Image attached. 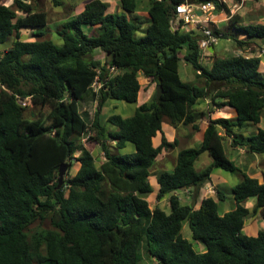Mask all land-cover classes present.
<instances>
[{"label": "trees", "instance_id": "trees-1", "mask_svg": "<svg viewBox=\"0 0 264 264\" xmlns=\"http://www.w3.org/2000/svg\"><path fill=\"white\" fill-rule=\"evenodd\" d=\"M118 1L120 12L109 11L102 0L86 2L57 29L61 45L19 38L22 28L47 24L46 13L31 1L13 0L15 9L0 3V45L15 35L0 50V264H142L143 248L158 264H264V230L255 236L243 232L250 214L245 203L254 198L251 211L264 209V181L241 172L242 179L231 188L235 208L222 215L218 200L225 195L219 189L217 199L204 197L198 208L177 195L199 192L215 169L240 171L226 155L224 136L231 138V146L264 153V128L247 135L237 132L261 121V58L233 55L215 58L210 65L201 62L199 35L181 26L175 29L172 19L178 4L209 0H148L147 25L136 12L138 0ZM213 1L215 10L228 11L225 3ZM237 18L232 16V22ZM86 26H95V34L86 33ZM234 29L248 40H264V23L237 24ZM96 50L105 54V61L95 58ZM182 51L202 85L181 80ZM139 72L161 86L159 98L154 94L129 117L110 115L106 121L117 131H108L102 116L105 102L136 103ZM95 80L100 83L97 90L92 87ZM90 95L97 106L88 123L78 102ZM207 98L217 108H233L236 116L210 119L197 146L179 150L173 170L156 175V197H168L169 211L151 209L146 200L150 168L177 144V139H167L163 122L200 131L205 112L198 107ZM22 100L47 110L26 119L27 101ZM88 131L93 133L89 140L104 153L99 167L79 141ZM108 139L116 148L130 142L135 150L115 154ZM76 151L80 153L74 157ZM203 153L211 162L198 171L195 163ZM71 160L79 162L78 170L57 187L59 166L71 165ZM45 219L52 228L27 232L35 221ZM184 221L203 251H196L183 236Z\"/></svg>", "mask_w": 264, "mask_h": 264}, {"label": "rangeland", "instance_id": "rangeland-1", "mask_svg": "<svg viewBox=\"0 0 264 264\" xmlns=\"http://www.w3.org/2000/svg\"><path fill=\"white\" fill-rule=\"evenodd\" d=\"M31 1V4L35 5L37 10H42L47 15V24L42 27H32V28H22L19 34L21 40L32 41V40H43L50 39L55 44L61 45L62 41L60 36L57 34V29L60 24L66 19L75 16L79 13L86 2L89 0H27ZM108 1V2H107ZM106 2L111 6L108 8L109 11L121 10L119 7L113 5L116 4L117 0H107ZM226 4L228 11H211L206 14L209 20V27L211 29H218L220 32L225 33V37H220L218 42L204 51H201V62L204 65H210L215 58L218 57H229L233 55H244V56H258L261 58L259 69L264 72V40L261 39H246L242 33H239L234 29L237 24H256L264 23V0H219ZM13 0H0V3L11 6L15 9ZM147 3L148 0H138L137 14L140 15V18L147 25L149 23L146 16L147 13ZM18 15L22 14L16 9ZM238 15L236 22H232V16ZM193 26H188L192 28ZM84 31L88 34H95L96 27H85ZM15 39V35H8L5 43L0 45V50H3L5 47L9 46L11 42ZM239 40H245L246 42L241 45L238 43ZM183 51L180 53V60L178 61V72L181 80L185 82H193L199 85L203 84V80H198L195 77L194 70L192 65L182 58ZM96 59L102 60L104 58V53L100 50H96L94 54ZM138 81L140 83V89L137 97L136 103H127L124 101L118 100H108L104 104L102 111V116L105 119L104 125L108 131H117V127L108 123L106 118L112 114H119L122 117L131 116L138 103L142 101L147 102L152 100L153 95L156 92V83L149 78L142 75L141 72L138 73ZM97 88V83L93 86ZM27 100H22L20 103H25ZM215 101H220V98H217ZM97 106V101L95 98L90 95L83 101L78 102V107L80 112L84 115V118L88 123L93 119L94 111ZM43 113L47 109H41ZM40 106L32 105L30 102H26V108L24 111V117L26 119H34L39 116ZM199 111H204L205 116H201L199 119L200 127H203L207 124L210 119H215L218 117L230 118L235 115V112L230 107H215L210 98H207L202 101L198 107ZM211 110V111H209ZM257 128H264V111L262 113L261 121L259 124L246 126L237 132L242 133L243 135L250 134L255 132ZM172 129V130H171ZM163 131L169 136V140L177 139V144L166 151H163L156 159L155 164L150 168L149 183L151 185V192L147 194L146 200L151 209L159 207L165 211H169V201L168 197L164 196L161 199H157L156 193L158 191V185L156 183V175L162 171L171 172L176 164V155L179 150L183 148H189L197 146L198 144V134L191 126L179 125L177 128H172V126L167 122H163ZM220 133L224 136V131L219 129ZM93 135L91 131H88L86 134L82 135L79 138L80 143L86 147L94 157V163L96 167L100 166V163L104 161V153L100 144L90 141L88 136ZM172 137V138H171ZM232 142L231 138L224 136V146L227 155L232 158V154L228 151L229 147L227 144ZM108 148L111 152L119 155L128 154L134 152V146L132 143L127 142L123 148H116L115 142L111 139L107 140ZM80 151L74 153V157L79 155ZM246 157H238L235 159L236 165L239 167L240 171L227 172L222 169H215L211 174L212 181L217 182L216 187H219L220 190L224 193L225 198L223 201L218 202V212L221 214L224 210L229 211L234 208V198L231 194V188L237 184L241 179V172L252 175L256 174L259 180L262 181V176L260 172L253 171V169H248L249 163H261L260 168H264V154H257V157L253 154L246 153ZM247 158V159H246ZM261 159V160H260ZM251 160V161H250ZM211 162V158L208 154H201L196 163L195 169L202 170ZM245 164V165H244ZM247 166V167H246ZM259 167V166H258ZM79 168V162L76 160H71V165L67 168L65 175L63 176L62 184L64 181L75 174ZM261 168V169H262ZM216 188L210 184H205L200 192L195 193L194 190L178 192L177 195L182 203H195V208H197L199 201L203 197L212 196L217 199ZM195 198V199H194ZM254 198L250 199L249 202H246L245 205L252 210L254 205ZM264 213V211H263ZM257 214V213H255ZM251 213L246 217L244 222L243 232L250 236H255L259 230H264V214L261 215L258 212L257 215ZM52 228L48 219L37 220L31 224L27 232L29 234L34 233L40 229H50ZM183 236L193 242V246L196 251H203L204 245L201 242L193 241L191 239V232L188 226V222L184 221L181 230ZM142 264H158L153 257H150L145 249H142Z\"/></svg>", "mask_w": 264, "mask_h": 264}, {"label": "built area", "instance_id": "built-area-1", "mask_svg": "<svg viewBox=\"0 0 264 264\" xmlns=\"http://www.w3.org/2000/svg\"><path fill=\"white\" fill-rule=\"evenodd\" d=\"M215 2L213 0L191 3L185 1L176 6L175 16L172 19V24L175 29L181 28L185 31L194 30L198 35V46L201 51L206 50L210 46L216 44L221 37L220 34H215L209 27V18L206 16L207 13L215 11ZM193 26L188 28V26ZM115 67L110 68V72H115ZM97 83V88L93 86ZM100 83L95 80L92 84L94 90H97Z\"/></svg>", "mask_w": 264, "mask_h": 264}, {"label": "crops", "instance_id": "crops-1", "mask_svg": "<svg viewBox=\"0 0 264 264\" xmlns=\"http://www.w3.org/2000/svg\"><path fill=\"white\" fill-rule=\"evenodd\" d=\"M102 1H104V2H106L107 0H102ZM108 2V1H107ZM115 6H117V7H119V9L121 10V8H120V4H119V1L117 0V2H116V4L115 5H113V7H115ZM111 6L108 4V8H110ZM112 11H114V10H112ZM140 16V15H139ZM146 16L148 17V15H147V13H146ZM105 59H106V57H105V54H104V58L102 59V60H100L101 62H103V61H105ZM144 98V96L142 97V99ZM142 99H141V102L140 103H138V106L140 105V104H142L144 101H142ZM231 108V107H230ZM234 112H235V110L233 109V108H231ZM236 116V112H235V115L233 116V117H235ZM232 117V118H233ZM179 126V125H178ZM172 128L174 129V128H177V126L176 127H173L172 126ZM203 129L204 128H202L201 127V130L200 131H196V133L198 134L197 136H198V143L201 141V131H203ZM172 130V129H171ZM223 130V129H222ZM220 133V132H219ZM224 133V132H223ZM221 134V133H220ZM225 135V134H224ZM166 137H167V139L169 140V136H167L166 135ZM172 138V137H171ZM228 138H230V137H228ZM171 140H173V138L171 139ZM170 141V140H169ZM228 145V147H229V149H228V151H230V153L232 154V158H230L228 155H227V153H226V155L228 156V158L230 159V160H235V159H237L238 157H246L247 156V154L246 153H248V152H246V150L244 149V148H241V147H239V146H231V142L229 143V144H227ZM224 149H225V146H224ZM226 152V151H225ZM264 154V153H263ZM254 156H256L257 157V154H253ZM261 155V154H260ZM258 158V157H257ZM247 159V158H246ZM261 160V159H260ZM251 161V160H250ZM245 165V164H244ZM259 166V167H258ZM260 166H261V163H249V165H248V169H253V171H256V172H260V174H261V176H262V181H260L259 180V178H258V176H256V174H252V175H249V176H251V177H256L258 180H259V182H263L264 181V168H260ZM247 167V166H246ZM214 172V171H213ZM248 175V174H247ZM207 184H210V185H212V186H214L215 188H216V190L217 189H219L220 190V188L219 187H216V184H218L217 182H215V181H212V179H210V182H208ZM200 191H201V189H200ZM199 191V192H200ZM204 198V197H203ZM202 199V198H201ZM201 199H200V201H201ZM200 201H199V204H198V206H197V208L199 207V205H200ZM218 202H219V200H218ZM247 202H249V201H247ZM189 204V203H188ZM246 206V205H245ZM247 207V206H246ZM234 208H235V200H234ZM233 208V209H234ZM250 210V209H249ZM263 211H264V209H259L256 213L258 214V212H260V214L261 215H263L264 213H263ZM225 212H227L226 210H224V212H222L221 213V215L222 214H224ZM251 213H253L251 210H250V214L249 215H251ZM253 214H255V213H253ZM257 214H255V215H257Z\"/></svg>", "mask_w": 264, "mask_h": 264}, {"label": "water", "instance_id": "water-1", "mask_svg": "<svg viewBox=\"0 0 264 264\" xmlns=\"http://www.w3.org/2000/svg\"><path fill=\"white\" fill-rule=\"evenodd\" d=\"M162 92V88L160 85L156 86V92H155V99H158L160 94ZM69 163L65 162L62 163L59 168H58V185L57 187H60L62 185V180H63V176L66 173L67 168L69 167ZM185 187H182V189H184Z\"/></svg>", "mask_w": 264, "mask_h": 264}]
</instances>
